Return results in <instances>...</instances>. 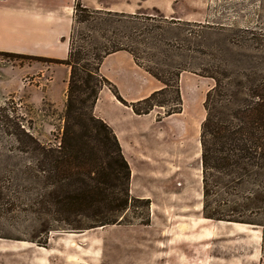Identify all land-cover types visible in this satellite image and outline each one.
<instances>
[{"label":"rangeland","instance_id":"rangeland-1","mask_svg":"<svg viewBox=\"0 0 264 264\" xmlns=\"http://www.w3.org/2000/svg\"><path fill=\"white\" fill-rule=\"evenodd\" d=\"M63 1L70 5L59 11L69 19L54 22L38 15L37 7L55 0H0V52L61 59L67 56L69 44L91 53L115 42L133 53L142 71L148 74L149 70L171 85L156 97L163 107L153 110L165 132L174 130L181 138V155H174L171 149L178 145L176 135L165 136L168 152L163 160L153 152L149 162L153 169L161 161L162 175L136 176L130 191L132 198L150 196L158 208L152 212L151 201L149 208L133 202L135 207L126 212L122 224L150 218L184 223L206 219L214 231L207 234L215 237L208 246L214 256L228 254L235 262L264 264V162L246 170L234 165L210 171L204 202L200 143L203 102L214 85L204 70L222 68L224 84L259 80L257 69L264 68V0H80L90 11L95 5L103 12H108L107 7L132 5L129 12H113L119 21L111 18L109 23H84L86 13L79 12L74 20L76 0ZM66 31L67 37H58ZM88 62L93 64L91 58ZM103 71L116 75L109 62ZM69 72L59 63L0 56V264H102L116 250L107 242L121 238V230L107 229L109 226L72 232L56 222L64 217L60 209L53 211L57 208L54 197L57 193L63 200L72 174L67 173L63 180L59 173L51 176L44 155L61 141ZM139 74V94L157 83L162 88L150 74ZM112 84L119 94L118 86ZM226 87L233 89L230 84ZM177 89L184 113L181 110L176 118L161 123L175 106ZM143 99L124 100L130 105ZM102 100L101 109L124 127L139 130L147 124L144 119H129L126 111ZM153 135L150 142L153 139L154 143ZM86 148L82 150L88 151ZM168 155L170 165L165 161ZM73 170L71 167L70 172ZM79 177L89 183L85 176ZM212 214L223 220L206 218Z\"/></svg>","mask_w":264,"mask_h":264},{"label":"trees","instance_id":"trees-1","mask_svg":"<svg viewBox=\"0 0 264 264\" xmlns=\"http://www.w3.org/2000/svg\"><path fill=\"white\" fill-rule=\"evenodd\" d=\"M74 12V20L78 12L86 13L82 20L84 23H109L112 22L111 18L119 21V15L100 10L90 11L82 6L80 0L75 1ZM70 46L69 44L67 58L62 60L5 52H0V56L34 58L47 63L63 64L70 70L61 141L56 149L48 151L44 156L51 168V176L55 177L59 173V179L63 180L61 178L66 177L67 173L72 174L71 187L64 192L63 200L57 193L54 197L57 208L53 211L60 209L64 217L56 222L62 223L65 231L81 232L99 226L122 224L126 212L135 207L133 202L140 201L147 208L150 206L149 199H136L130 195L131 171L120 144L112 129L93 113L100 90L107 87L119 102L131 107L135 114L145 115L155 107H163L156 102V97L160 92L171 88V85L146 70L162 88L142 101L128 105L120 97L116 87L101 77L99 71L107 56L126 51L135 59L133 53L115 42L91 53L79 48L72 49ZM89 58L93 64L88 62ZM257 70L261 73L258 75L259 80L253 78L243 82L239 79L226 84L223 83V78L226 77L222 68L216 67L211 72L204 70L205 77L214 81L203 102L205 118L200 127L204 202L208 195L206 177L210 175V171L234 165H240L246 170L259 164V161L264 162V68ZM227 84L233 86V89H227ZM174 98L175 106L166 112V116L182 110L178 89ZM140 104L144 106L143 109L138 108ZM85 147H88V151L82 150ZM91 149L94 153L90 152ZM85 153L89 155L85 156ZM71 167L75 169L73 172H70ZM79 176H85L89 183ZM134 217L139 215L135 214ZM206 218L217 217L212 214L206 215ZM139 223L147 225L149 220L142 219Z\"/></svg>","mask_w":264,"mask_h":264},{"label":"crops","instance_id":"crops-1","mask_svg":"<svg viewBox=\"0 0 264 264\" xmlns=\"http://www.w3.org/2000/svg\"><path fill=\"white\" fill-rule=\"evenodd\" d=\"M69 5L70 3L67 4L63 0L61 3L55 0V2L50 3L49 6L47 4H42V6L37 7L38 10L41 11L38 15L44 16L45 18L48 17L50 19L49 21L53 20L56 22L59 18H68V16H64L62 11L59 10H64L65 8H68ZM124 6L107 7L104 8V10L106 9L108 12L118 13L129 12L132 8L131 4H126ZM85 7L88 8V6ZM91 8L99 10L100 5H95ZM67 35L66 31L63 34L58 35V37H67ZM67 51L69 52V47L67 48ZM67 56H61L60 58L61 60L66 59ZM106 62L114 64L118 78L116 75L112 76L103 71V66ZM139 72H142L143 76L146 74V72L142 71L136 65L132 55L126 51H118L107 56L100 67L102 77L106 78L110 83L112 82L116 84L120 90V97L123 100L126 98L129 101H136L145 98L152 92L161 88L157 83V86H152L150 91L139 94ZM146 75L149 76L148 74ZM128 95L136 98H128ZM102 98H105L107 103L114 106L116 109L118 108L126 111L129 119H144L147 124H144L139 130H131L130 127H124L119 119L114 118L108 111L105 112L101 109L100 104L104 103ZM130 103L132 102H129V104ZM93 113L112 129L120 144L122 154L128 162L131 171V193L133 192V181L136 176L150 179L151 174L160 173L162 175L164 171L162 162L159 161L157 167L153 169L150 168L151 165H149V162L152 161L153 152L156 155L161 156V160H163V154H166L169 150L168 147H165L167 142H164V138L165 136L168 137L170 134L173 136L175 131L169 130L165 132L164 128L161 127L162 125L156 122V111L153 110L146 115H136L131 107L119 102L107 87H103L99 92ZM182 113H184L183 107ZM179 114L181 113L170 115L164 118L161 123L176 118ZM153 127L157 128L154 131H151ZM152 135L154 136V143L152 141L153 139L150 142ZM175 135L178 140V145L171 149H174V155L179 156L181 155L180 151L183 147H181L182 143L179 142L181 138L178 137L177 134ZM169 157L170 155H168V159L165 160L168 165L171 163ZM139 164L143 165L138 167ZM151 164H153V162ZM142 198L150 199V208L153 212L156 204L152 198L150 196H143ZM156 208H158V205ZM207 222H209V220L206 219L184 223L181 221H159L150 218L147 225L136 223L109 226L107 229H120L121 238L111 241L110 243L107 242L108 244H114L113 246L116 250L112 252L113 255L110 254L111 256L106 257L105 263L103 261L102 264H243L240 263V260L235 262L236 258H234V256L233 258L226 257L228 254L225 256H214V254L209 251L210 247L208 246L213 243L215 237L207 235L214 233V231H212V226H209ZM215 228L218 230L222 229L219 225H216ZM227 228L228 227H226V229ZM231 240H234V238H231ZM244 258L245 254L243 253L242 260H245Z\"/></svg>","mask_w":264,"mask_h":264},{"label":"bare ground","instance_id":"bare-ground-1","mask_svg":"<svg viewBox=\"0 0 264 264\" xmlns=\"http://www.w3.org/2000/svg\"><path fill=\"white\" fill-rule=\"evenodd\" d=\"M236 224V223H235ZM102 228V227H101Z\"/></svg>","mask_w":264,"mask_h":264}]
</instances>
